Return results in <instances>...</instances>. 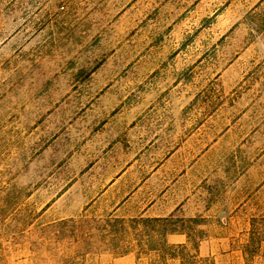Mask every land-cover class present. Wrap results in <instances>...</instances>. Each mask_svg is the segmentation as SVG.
I'll return each instance as SVG.
<instances>
[{
	"label": "rangeland",
	"instance_id": "obj_1",
	"mask_svg": "<svg viewBox=\"0 0 264 264\" xmlns=\"http://www.w3.org/2000/svg\"><path fill=\"white\" fill-rule=\"evenodd\" d=\"M130 195L188 201L198 264H264V0H0L6 260L52 264L57 221Z\"/></svg>",
	"mask_w": 264,
	"mask_h": 264
},
{
	"label": "trees",
	"instance_id": "obj_2",
	"mask_svg": "<svg viewBox=\"0 0 264 264\" xmlns=\"http://www.w3.org/2000/svg\"><path fill=\"white\" fill-rule=\"evenodd\" d=\"M172 216L145 217L120 216L114 213L87 217L60 219L57 243L52 245V264H96L94 256L109 254L121 257L133 253L137 260L147 258L148 264H170L178 259L179 264H198L197 246L193 245L190 253L187 245H172L166 241L170 233H189L177 228ZM26 227V225H25ZM71 239L69 245H60ZM103 245H93V240ZM46 245H40V251H47ZM0 249V264H10L6 260L9 250ZM202 264H214L206 258Z\"/></svg>",
	"mask_w": 264,
	"mask_h": 264
},
{
	"label": "crops",
	"instance_id": "obj_3",
	"mask_svg": "<svg viewBox=\"0 0 264 264\" xmlns=\"http://www.w3.org/2000/svg\"><path fill=\"white\" fill-rule=\"evenodd\" d=\"M132 195H130L127 199L114 206L112 213L116 214V212L119 211L120 208H122L126 204V202L131 199ZM187 202L188 201L181 202L169 196L168 198L161 200L160 199L150 200L141 208V210L137 213V215H125V214H119V215L168 217V216H172V212L174 211L175 208H177V206H179L180 208H185ZM166 241L170 244H185L187 241V237L184 233H170L166 235Z\"/></svg>",
	"mask_w": 264,
	"mask_h": 264
}]
</instances>
